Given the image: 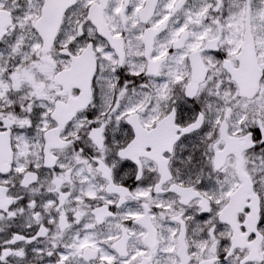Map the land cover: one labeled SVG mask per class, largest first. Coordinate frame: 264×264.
<instances>
[{
	"label": "snow or ice",
	"instance_id": "1",
	"mask_svg": "<svg viewBox=\"0 0 264 264\" xmlns=\"http://www.w3.org/2000/svg\"><path fill=\"white\" fill-rule=\"evenodd\" d=\"M0 264H264V0H0Z\"/></svg>",
	"mask_w": 264,
	"mask_h": 264
}]
</instances>
